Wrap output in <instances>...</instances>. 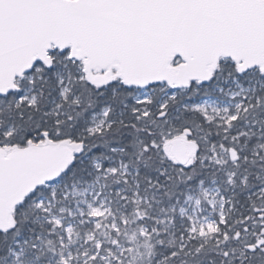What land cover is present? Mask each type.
<instances>
[{
  "label": "trees",
  "instance_id": "trees-1",
  "mask_svg": "<svg viewBox=\"0 0 264 264\" xmlns=\"http://www.w3.org/2000/svg\"><path fill=\"white\" fill-rule=\"evenodd\" d=\"M54 56V68L39 64L40 71L34 72L33 82L22 86L35 95L33 105L20 101L18 92L0 97L1 148L10 152L35 145L42 139L84 143L83 154L60 178L62 185L59 193H55L59 199L61 188L87 185L97 178L107 189L126 185L124 177L119 175L102 176L116 157L112 149H122L121 157L137 170L142 200H149V203L142 202L138 206L143 217L132 219L125 227L121 224L122 232L115 235L118 246L123 249L120 264H264L261 247L263 243L264 248V193L254 194L264 187V137L262 141L253 137L246 142L243 136L238 143L233 138L247 123L254 122L255 132L260 128L264 135V88L246 101V107L251 106L247 114L239 112L233 126L225 128L217 126L218 121H207L201 114L182 108L188 99L200 98L205 91L194 93L191 89L185 95L168 100L162 109L158 107L161 93H156L149 103L137 104L133 88L122 84L98 88L81 79L77 62L63 60L66 55ZM179 62L177 59L175 63ZM222 67L220 65L224 74L230 72ZM58 72L63 73L61 85ZM232 72L237 74L235 70ZM63 85L67 88L64 96L61 95ZM108 106L110 121L107 127L90 133L92 115ZM184 134L198 146L193 163L186 165L176 162L164 149L168 141ZM236 144L240 149L245 147L236 159H228L224 167L211 161V148L218 147V150L225 145L230 149ZM96 160L101 162L97 171L93 169ZM230 173L234 174L229 191L236 213L233 209L228 213L220 233L210 239L192 240L180 227L179 215L172 207L183 202L188 193L196 192L201 182L219 180L218 184L225 189ZM41 197L52 199V192L44 187L35 191L16 209L15 228L0 232V264H8L16 242L33 244L50 233L49 225L47 227L41 220L46 213L35 207V201ZM161 210L173 217L169 231H155ZM145 227L148 237L140 231ZM87 231H93L92 226L87 225ZM255 244L258 245L256 251L253 248L251 252L250 245L254 247ZM92 264H96V260Z\"/></svg>",
  "mask_w": 264,
  "mask_h": 264
},
{
  "label": "water",
  "instance_id": "water-1",
  "mask_svg": "<svg viewBox=\"0 0 264 264\" xmlns=\"http://www.w3.org/2000/svg\"><path fill=\"white\" fill-rule=\"evenodd\" d=\"M54 50L82 63L87 81L115 72L129 89L208 84L222 59L240 74H264V0H0V97L18 92L37 63L52 68ZM84 146L46 139L0 147V232L15 228L16 209L61 178ZM165 150L186 165L198 146L176 138Z\"/></svg>",
  "mask_w": 264,
  "mask_h": 264
},
{
  "label": "rangeland",
  "instance_id": "rangeland-1",
  "mask_svg": "<svg viewBox=\"0 0 264 264\" xmlns=\"http://www.w3.org/2000/svg\"><path fill=\"white\" fill-rule=\"evenodd\" d=\"M57 54L66 55L63 60L69 59V52L61 53L59 50H54L51 53L53 61L56 57L54 55ZM39 64L43 65L37 63L32 72L17 81L20 88L18 91L20 93L19 100L27 101L31 105L36 101L35 95L28 88H22V86L33 82L34 72L40 71ZM222 66L230 72L224 74L223 70L219 69L214 74L210 84L199 86L195 83L188 90H173L166 84L135 89L134 102L137 104L149 103L156 93H161L158 107L162 109L168 100L176 99L180 94L185 95L191 89L194 93L205 91L206 94L201 95L200 98L188 99L182 108L201 114L207 121H218L217 126L219 127L231 128L232 122L238 119V113L245 112L247 114L251 108V106L246 107L244 100V98H249L246 96L247 91L253 90L255 85H264V76L258 72L259 69L240 75L237 66L228 59L223 60ZM52 68H54V62ZM78 70L82 74L81 79H85L82 63L78 62ZM233 70L236 71V75L232 72ZM105 74L106 72L93 73L95 80L92 83L98 88H107L111 84H122L115 76V72L112 73L109 81L105 82L102 80ZM62 75V72L57 73L59 85H61ZM249 84H252L253 87H248ZM223 88L225 89L223 94L227 96L228 100L224 95L218 94V91ZM61 89V95L64 96L67 88L63 85ZM215 91L217 93H214ZM257 102H261L259 98H257ZM108 110L109 106L92 115L90 133L98 132L107 127L109 121L107 123L105 121L110 115ZM254 125L255 122L247 123L242 132L236 134L235 137L233 136L234 139L238 140L236 143L243 136L246 142H249L253 137L262 141L264 137L262 130L258 128L259 133L255 132ZM247 127L251 128L252 132ZM179 138L189 139L187 134ZM237 145L230 149L225 145H219L218 150V147L211 148V161L224 167L228 159H236L238 152L245 150V147L241 146L240 149V146ZM17 149L10 150V152ZM112 151L116 157L110 161V166L102 176L114 177L119 175L124 177L123 180L126 185H115L112 189H107L100 178H97L93 183L87 185L75 184L61 188L63 189L61 199L55 196V193H59V187L62 185L60 179L45 185L44 188L52 192V199L41 197L35 201V207L39 212L46 213L41 220L47 227L49 225L51 231L47 236L40 237L33 244L22 241L16 242L10 251L8 264H92L94 260H96V264H120L122 262L123 249L118 246L115 235L122 232L121 224L125 227L132 219L143 217L144 213L139 212L138 206L142 202L148 204L149 200H142L140 195L142 185L137 179V170L132 169L121 157L122 149L113 148ZM194 157L188 162L189 164L193 163ZM100 168L101 162L96 160L93 163V169L97 171ZM233 177V173L227 175L224 184L225 189L218 184L219 180H213L209 183L201 182L196 192L188 193L183 202L177 207H172V211H177L179 215L180 227L187 231V235L192 237V240L201 237L210 239L212 235L220 233L221 224L226 222L228 213L232 209L236 213L229 191L233 184ZM112 182L114 183L115 180ZM258 193H264V187L254 194ZM158 213L155 231L171 230L173 225L171 214L164 212V210ZM87 225L92 226L93 231H87ZM140 231L144 237H148L149 232L146 227ZM262 251H264L263 247Z\"/></svg>",
  "mask_w": 264,
  "mask_h": 264
},
{
  "label": "flooded vegetation",
  "instance_id": "flooded-vegetation-1",
  "mask_svg": "<svg viewBox=\"0 0 264 264\" xmlns=\"http://www.w3.org/2000/svg\"><path fill=\"white\" fill-rule=\"evenodd\" d=\"M112 76V75H111ZM111 76H110V78H111ZM251 246V248H250V250H251V252H253V248H254V250L256 251V249H255V247H256V244H255V246L253 247V245H250ZM261 247H263V243L261 244ZM264 249V248H263Z\"/></svg>",
  "mask_w": 264,
  "mask_h": 264
}]
</instances>
